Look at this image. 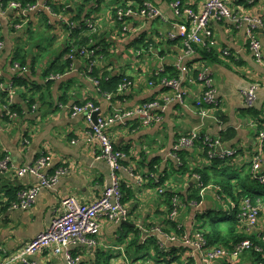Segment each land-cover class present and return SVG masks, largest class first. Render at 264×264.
Instances as JSON below:
<instances>
[{"label": "crops", "instance_id": "0c3cea01", "mask_svg": "<svg viewBox=\"0 0 264 264\" xmlns=\"http://www.w3.org/2000/svg\"><path fill=\"white\" fill-rule=\"evenodd\" d=\"M6 1L0 0V84L9 92L13 91V105L21 111L12 117L7 115L9 119H5V105L0 106V158L8 156L15 166H25L35 164L39 155L45 152L51 161L48 173L54 174L63 167L67 170L59 176L57 184L38 193L31 208L13 210L8 205L5 190L20 193L37 184L38 178L30 174L21 177L14 171L0 169V248L7 253L19 250L62 212L63 198L74 196L82 203H92L112 182L109 163L97 157L99 142L88 139L85 116H73L70 105L95 101L101 115H109L115 108L127 109L162 100L166 94H172V90L160 85L161 81H155L153 76L159 77L158 71L183 62L190 69L188 77L194 75V80H183V99L166 105L161 121L150 125L137 117L119 122L108 131L115 147L126 155L118 175L121 184L131 191L124 201L129 209V219L124 222L102 219L97 245L73 248L72 251L83 263L138 264L142 260L138 257L146 254L150 264H185L184 261L206 264L202 251L181 241H171L157 229L168 227L166 219L172 196L165 192L169 189L179 193L182 200L181 230L189 236H194L195 230L199 229L202 215L207 211L213 214L223 204L220 191L210 183L200 189V201L188 200L190 194L198 191L195 169L210 162L204 148L196 143L183 149L188 166L181 170L182 161L172 155L180 136L197 130L202 135L219 137L223 148L234 151L232 168L242 170L252 160L258 132L264 129V64L256 61L249 48L247 22L238 24L211 17L213 44L206 48L196 47L194 53L185 56L179 26H189L190 21L186 16L174 14L171 4L176 0H36L39 4L64 5L69 13L62 15L67 18L85 2V12H88L85 21L92 26L83 25L80 29L85 35H92L85 47L90 48L93 43L99 47L94 55L98 77L116 74L130 79V86L123 93L108 100L89 78L87 59L81 51L62 77L49 79L46 75L57 60L69 56L66 50L72 42L71 28L65 29L59 16L47 9L25 12L9 7L10 2ZM144 1L158 6L162 17L151 20L130 17L123 24L128 26L125 31L116 20V7L139 6ZM180 1L199 14L207 0ZM229 5L242 18L264 20V0H229ZM257 36L264 53L263 25L257 26ZM225 50L229 54H225ZM204 51L209 54L205 55ZM201 67L209 69L220 99V105L204 118L197 106L203 83L195 77V69ZM19 78L28 79L29 86L20 85ZM254 86H257L256 100L250 107L246 93ZM154 175L164 178V184H155ZM160 188L165 192L159 193ZM259 228L263 233L264 212L259 216ZM132 241L143 248L137 252L136 245L129 246ZM114 246H123L124 250ZM156 246L157 251L154 250ZM254 249L246 250L237 264H258ZM4 257L5 252L0 250V260ZM34 258L39 262L68 264L64 254L53 255L50 249L41 251Z\"/></svg>", "mask_w": 264, "mask_h": 264}, {"label": "built area", "instance_id": "2783aa9c", "mask_svg": "<svg viewBox=\"0 0 264 264\" xmlns=\"http://www.w3.org/2000/svg\"><path fill=\"white\" fill-rule=\"evenodd\" d=\"M24 0H12L9 3V7L20 9L25 12L35 9H47L53 15L59 16L63 23L69 28H80L84 25L92 26L89 22L85 21L83 25H80L72 21L70 18L63 17V13L56 12L52 6L47 3L39 4L23 3ZM172 8L174 14L179 17L186 16L190 25H180V37L183 40L185 47V56H189L195 52L197 46L207 47L213 44V30L210 27V18L215 17L218 20L229 19L241 24L243 21L247 22L246 38L249 48L253 51L257 62L264 64V53L261 42L257 36V26L263 25L264 20L258 17H240L237 12L229 5V0H207L204 6V10L197 14L190 7L184 5L180 0L172 2ZM63 14V15H62ZM140 17L144 19H154L162 17V13L158 6L151 1H144L139 6H133L131 4L120 5L115 9L116 20L121 23L122 28L127 31L128 26L123 25L125 21L130 17ZM1 26V24H0ZM175 37L176 34H171ZM0 45H2L0 43ZM99 47L96 43L90 45V48L84 47L80 49L81 54L87 59L86 72L89 78L100 89V81L98 78L91 76L95 67L94 55ZM225 54H229V51L225 50ZM21 68V65H17ZM174 67L179 71L177 77H165L161 80L160 85L172 90V94H166L162 100H153L144 104L137 105L132 108L122 109L115 108L109 115H101L100 107L94 101H86L83 103L70 105V111L73 116L84 115L89 127L88 139H96L100 146L98 148L99 153L97 157L99 159L106 160L112 169V182L103 191L102 196L92 203H82L74 196H67L62 199V212L55 216L50 225L34 239L28 242L24 247L19 250L7 253L6 250L0 248L5 252V257L0 260V264H55L54 262H39L35 260V255L43 250L50 249L53 255L64 254V257L68 264H95L94 262L83 263L80 256H75L72 251L73 248L78 247H95L97 245L98 237L102 229V219H106L110 222H124L129 219L130 213L128 207L123 203V193L121 191V179L118 175V170L122 167V161L125 158V153L114 146V142L108 134L109 129L119 122H125L128 119L139 118L145 124H153L161 121L162 112L166 109L171 101L182 100L183 91L182 83L184 79L194 80V75L188 77L190 71L189 67L185 63H176ZM196 70V69H195ZM164 69L157 72L159 75ZM62 75H53L48 77L49 79H57ZM197 80L203 83V90L200 97L197 100V106L201 109L200 115L204 118L210 115V111L220 105V99L217 96V90L214 85V79L210 75L207 67H201L195 75ZM130 82V81H128ZM125 82L120 85L117 93L103 92L104 96L108 100H112L116 94L123 93L130 83ZM257 86L252 87L246 93L247 104L252 107L256 100ZM13 91H10V99L4 106L6 115L12 117L16 113L11 110L13 102ZM202 140L203 143L209 147L207 151V157L209 160L213 158H229L234 154L231 149H225L221 145V139L219 137H211L209 135H202L197 130H193L190 133L180 136L173 146V157L179 160L177 152L180 150L194 146L195 141ZM51 165L49 156L42 152L35 164L15 166L8 156L0 158V169L3 171H14L18 176H25L27 174L35 175L38 178V183L24 189L20 192L19 199L14 201L10 205V209L13 210H27L32 207L38 193L43 188H51L57 184L59 176L66 172V168L58 169L54 174L48 173L47 168ZM264 129L258 132V144L255 149V153L251 160V172L253 178L261 185H264ZM131 172L133 170L131 169ZM195 178L200 187H202L201 178L195 174ZM154 182L159 183L161 177L154 175ZM159 193H164L162 188L159 189ZM233 209L235 203H231ZM241 211L238 215L241 228L248 234H259L261 241L264 242V234H262L259 228V214L261 206L258 204L253 205L249 199H245L241 205ZM182 207V200L175 194L172 199V209L167 216V222H175L177 229H183L182 222L180 220V210ZM164 228H158L157 231L162 233L166 238L171 241H181L182 243L194 247L196 250L204 253V261L206 264H215L216 262H222L225 264H237L239 258L243 253L250 249L255 248L257 252L261 251V248L250 239L242 240L236 243L233 247L225 246H212L210 247L203 232L199 229L195 230L194 236H189L186 233L182 234H169L164 231ZM175 233V232H173ZM117 250H124L123 246H114ZM149 264V263H147ZM262 264V263H261Z\"/></svg>", "mask_w": 264, "mask_h": 264}, {"label": "trees", "instance_id": "16d2710c", "mask_svg": "<svg viewBox=\"0 0 264 264\" xmlns=\"http://www.w3.org/2000/svg\"><path fill=\"white\" fill-rule=\"evenodd\" d=\"M9 2L12 0H8ZM6 1V2H8ZM36 0H24L23 3H34ZM53 9L57 12H64L69 13L68 10L64 7V5H58L56 3L50 4ZM85 2L81 3L79 6V9L76 10V13H73L70 15V19L72 21L77 22L78 24H84L86 18L88 17V12H85ZM72 42L70 46H67L66 53L69 55L66 59L57 60L54 65L51 66V68L47 71L46 75L48 77L53 75H62L65 72H67L69 69H71V66L73 64L74 58L78 56L80 53L79 50L89 45V42L91 41L92 35H85L79 26H76L75 28L70 29ZM1 39V38H0ZM199 48H206L204 46H197ZM99 49L96 50V53ZM95 53V54H96ZM204 54L207 55L209 52L204 51ZM23 64L24 62L21 61ZM199 69L195 70V75L197 74ZM91 76L98 78L100 81V89L102 92H112L117 93L118 88L121 84L130 81L129 78L123 76V75H110V77H106L107 75H104L102 77H98L97 70L93 69V72L90 74ZM179 75V71L174 66L166 67L165 71L161 72L159 77L153 76L155 81L162 80L165 77H177ZM162 78V79H160ZM20 85H28V79H18L17 81ZM158 83V82H156ZM10 99V92L8 89H5L0 84V106L2 104L6 105L8 103V100ZM30 104L33 103V101L29 100ZM95 102V101H94ZM96 103V102H95ZM78 104V103H77ZM12 111L20 113V109H18L15 105L12 106ZM5 119H9V117L6 115V112L4 110ZM198 143L200 146H202L205 150V153L207 154V151H209V147H207L202 140L195 141V144ZM194 144V145H195ZM115 146V145H114ZM185 151L182 149L179 152H177L180 160L182 161L183 165L180 166L181 170H186L187 165V159L185 158ZM232 157V156H231ZM230 157V158H231ZM213 158L212 160L208 161L210 162L208 165H204L201 167H197L195 169V172L197 175H200L202 186H207L209 183L213 184L217 189L220 191V200L222 203H226L229 201V203L235 202V207L232 209L231 212H228L226 209H224V212L227 213L225 218H218L213 217V214H210L209 211L201 216V221L199 225V229L203 232L204 236L206 237V240L208 244L211 245H220L225 247H233L236 243L245 240L250 239L254 245H258L261 248V251L257 252L254 248L253 254L255 256V261L258 264H264V242L259 239V234H248L245 231L242 230L240 220L238 218V215L241 211V205L242 202L245 199H249L253 205H256L259 203L261 206L260 216L263 215L264 212V185H261L258 181H256L253 178L252 172H251V162L244 166L242 170H238L236 168L231 167V160L232 158ZM178 164H180L178 162ZM179 166V165H177ZM227 167H229L231 170L229 172L227 171ZM151 170H154L153 165L150 166ZM165 180L164 178H161V181L159 183H156L158 186L161 184H164ZM202 187L196 183V189L198 190L196 193L190 194L188 197V200H196L200 201L201 196L199 195V191ZM121 191L123 193V203L126 199L127 194H131V191L129 188L124 187L123 184H121ZM165 192V191H164ZM168 196H172L173 199L175 192L171 191L170 189L165 192ZM177 194V193H176ZM179 194V193H178ZM19 191H15L13 189H6L5 190V197L8 199L9 207L12 202L17 201L19 199ZM172 209V200L170 205V210ZM209 213V214H208ZM207 215V216H206ZM225 220V221H224ZM227 222V223H222ZM168 227H165V230L167 232L174 231L175 233L182 232L181 229L176 228L175 222H168ZM262 232V231H261ZM264 234V232L262 233ZM137 239H134V241ZM132 241L129 246L136 245L138 247L137 252L143 246L139 245L138 243ZM130 247L129 249H131ZM155 251L158 250V246H156ZM147 255H140L138 257L139 259H142L138 264H147L150 260V257H146ZM185 264H190L189 261H184Z\"/></svg>", "mask_w": 264, "mask_h": 264}, {"label": "rangeland", "instance_id": "374dc122", "mask_svg": "<svg viewBox=\"0 0 264 264\" xmlns=\"http://www.w3.org/2000/svg\"><path fill=\"white\" fill-rule=\"evenodd\" d=\"M85 21V20H84ZM77 23V22H76ZM63 27H65V29L69 30V27L67 25H63ZM99 49V48H98ZM232 201L229 203H223L221 204L222 206H219L217 210L213 211V217H218V218H225V216L227 215V213L224 212V209H226L228 212L232 211V205H231ZM235 203V202H234ZM236 204V203H235ZM225 221V220H224ZM222 223H227V222H222ZM149 263V262H148ZM150 264V263H149Z\"/></svg>", "mask_w": 264, "mask_h": 264}]
</instances>
